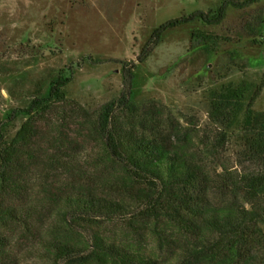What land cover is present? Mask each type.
Returning a JSON list of instances; mask_svg holds the SVG:
<instances>
[{
	"label": "rangeland",
	"instance_id": "rangeland-1",
	"mask_svg": "<svg viewBox=\"0 0 264 264\" xmlns=\"http://www.w3.org/2000/svg\"><path fill=\"white\" fill-rule=\"evenodd\" d=\"M227 1L0 0L3 139L10 142L16 136L27 120L24 110L35 98L47 95L52 81L70 79L65 102L37 117L34 145L47 154L55 153L61 142L70 148L72 144L80 163L76 173L43 164L32 169L28 190L10 201L29 212L30 224L17 222L5 229V264H50L40 257V240L56 219L37 201L46 182L55 188L84 186L128 199L124 187L105 183L107 177L111 183L109 176L116 172L100 161L101 149L88 124L74 112L75 103L94 114L118 101L117 114L127 124L200 153V161L213 174L221 173L222 167L237 171L257 167L249 160L252 134L244 129L243 119L261 85L254 110L264 113V0L244 9L229 6L218 25L197 19L166 30L158 44L152 43L155 32L169 21L197 12L215 13ZM201 33L213 41H205ZM229 85L244 87L246 96L232 126L225 129L212 116V99ZM128 91L136 110L121 102ZM11 114L16 116L10 118ZM221 131L228 135L226 148L212 154L206 148ZM211 197L216 203L243 202L236 190L214 189ZM100 227L106 237L152 254L160 264H181L190 257L189 245L176 236L161 241L151 230L136 233L121 219L104 220ZM259 227L264 233V224ZM190 261L208 264L191 257Z\"/></svg>",
	"mask_w": 264,
	"mask_h": 264
},
{
	"label": "trees",
	"instance_id": "trees-1",
	"mask_svg": "<svg viewBox=\"0 0 264 264\" xmlns=\"http://www.w3.org/2000/svg\"><path fill=\"white\" fill-rule=\"evenodd\" d=\"M258 1L228 0L215 13L197 12L171 20L155 32L152 43L158 44L166 30L197 19L218 25L229 6L244 9ZM201 34L205 41H213L211 35ZM69 81H52L47 95L31 102L24 110L26 122L10 142L3 139L0 129V264L7 261L5 229L17 222L30 224L29 212L10 201L28 190L32 169L43 164L76 173L79 161L72 144L70 148L61 142L55 153L47 150V154L34 145L37 117L55 103L65 102L64 88ZM262 88L263 85L257 87L252 95L243 119L244 129L252 134L249 160L257 167L239 171L222 167L223 171L216 174L200 161V153L188 151L170 138L148 136L127 124L117 114L118 101L103 105L94 114L75 103L74 112L80 114L82 123L88 124L101 149L100 161L116 172L109 176L111 183L108 177L105 183L124 187L128 199H116L84 186L55 188L46 182L37 201L56 222L41 236V259L50 264H160L152 254L112 240L100 230L102 221L121 219L127 220L136 233L151 230L161 241L173 236L183 239L189 245L190 257L196 261L264 264V233L259 227L264 224V113L254 110ZM131 95L128 91L121 102L136 110L130 102ZM245 96L244 87H224L212 99L214 120L225 129L230 128ZM227 141V132L221 131L206 150L220 153ZM214 189L236 190L243 195V202L234 199L216 203L211 197ZM190 257L181 264H194Z\"/></svg>",
	"mask_w": 264,
	"mask_h": 264
}]
</instances>
